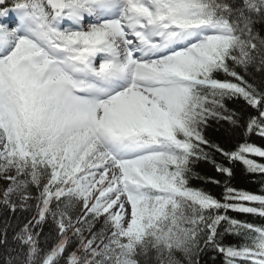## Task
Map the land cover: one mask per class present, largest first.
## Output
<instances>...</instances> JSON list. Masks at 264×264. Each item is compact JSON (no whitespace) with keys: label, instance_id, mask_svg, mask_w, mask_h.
<instances>
[{"label":"snow or ice","instance_id":"6c2138e0","mask_svg":"<svg viewBox=\"0 0 264 264\" xmlns=\"http://www.w3.org/2000/svg\"><path fill=\"white\" fill-rule=\"evenodd\" d=\"M262 31L264 0H0V264H264L231 184L264 174Z\"/></svg>","mask_w":264,"mask_h":264},{"label":"trees","instance_id":"16d2710c","mask_svg":"<svg viewBox=\"0 0 264 264\" xmlns=\"http://www.w3.org/2000/svg\"><path fill=\"white\" fill-rule=\"evenodd\" d=\"M261 34H264V31H262ZM259 78H260L259 75H257V79ZM228 106L238 107L237 105H232L230 102ZM228 128L229 126L225 121H220L219 123H217L216 121H212L210 123V127L206 131L210 139L216 141L217 143H220V142H226ZM250 139L251 142L256 143L258 146L264 145V139L258 138L256 136H252ZM250 158L257 159L258 162H264V160H261L258 157H250ZM216 160L217 162H224L222 157H220L219 155L216 156ZM193 170L199 173L201 177H213L214 179L221 181L220 185H215V184L205 183L203 179H197L193 177V179L191 180V184L194 187L204 188L212 192L213 194L217 195L218 197L222 195L224 178L219 173H216L211 163L204 160H200L193 166ZM234 172H235V177L231 181V184L234 187L243 188L249 191H259L261 186L264 185V174L248 173L245 171L244 166L240 163H237L234 166ZM232 215H236V214L232 213ZM0 219H2V216H0ZM227 239H232V238L228 237ZM213 255L215 254L212 252L203 253L201 255V264H223L222 256L217 255L214 261L212 258ZM4 259H6V257L0 254V261H3ZM176 259L180 260L181 264H186V261L184 260L182 254L177 253Z\"/></svg>","mask_w":264,"mask_h":264},{"label":"rangeland","instance_id":"374dc122","mask_svg":"<svg viewBox=\"0 0 264 264\" xmlns=\"http://www.w3.org/2000/svg\"><path fill=\"white\" fill-rule=\"evenodd\" d=\"M3 182L2 181H0V184H2Z\"/></svg>","mask_w":264,"mask_h":264},{"label":"bare ground","instance_id":"6f19581e","mask_svg":"<svg viewBox=\"0 0 264 264\" xmlns=\"http://www.w3.org/2000/svg\"><path fill=\"white\" fill-rule=\"evenodd\" d=\"M10 19H12V18H10Z\"/></svg>","mask_w":264,"mask_h":264}]
</instances>
